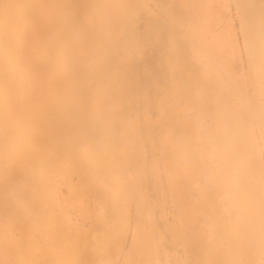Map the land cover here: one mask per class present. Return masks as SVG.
<instances>
[{
	"label": "bare ground",
	"instance_id": "obj_1",
	"mask_svg": "<svg viewBox=\"0 0 264 264\" xmlns=\"http://www.w3.org/2000/svg\"><path fill=\"white\" fill-rule=\"evenodd\" d=\"M0 264H264V0H0Z\"/></svg>",
	"mask_w": 264,
	"mask_h": 264
}]
</instances>
